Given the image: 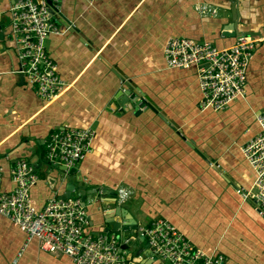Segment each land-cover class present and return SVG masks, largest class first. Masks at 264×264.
Masks as SVG:
<instances>
[{
	"label": "crops",
	"instance_id": "obj_1",
	"mask_svg": "<svg viewBox=\"0 0 264 264\" xmlns=\"http://www.w3.org/2000/svg\"><path fill=\"white\" fill-rule=\"evenodd\" d=\"M16 1L0 0L4 189L13 188L10 169L24 159L38 175L44 167L56 180L39 179L31 190L35 207L61 198L67 180L46 159L47 140L64 128L90 127L92 152L76 168L87 190L99 191L102 205H87V233H106L108 213L122 226H131V219L138 227L165 219L194 247L222 254L226 264H264V214L253 197L255 174L240 150L260 130L264 42L247 64L245 99L219 112L200 110L197 70L169 69L163 55L170 37L219 49L231 47L239 35L264 38V0H54L64 18L54 15L60 34L45 46L69 87L52 102L17 73L10 16ZM136 97L147 108L141 110ZM71 178L77 183L76 175ZM243 190L253 194L244 198ZM114 192L127 196L119 202ZM119 236L129 240L123 249L128 264H160L136 230H121ZM17 258L16 264H74L42 251L37 240L28 241L0 215V264Z\"/></svg>",
	"mask_w": 264,
	"mask_h": 264
},
{
	"label": "built area",
	"instance_id": "obj_2",
	"mask_svg": "<svg viewBox=\"0 0 264 264\" xmlns=\"http://www.w3.org/2000/svg\"><path fill=\"white\" fill-rule=\"evenodd\" d=\"M207 12L215 14L213 10ZM10 16L19 62L17 73L41 99L52 102L69 87L60 78L58 66L45 46L50 36L60 34L54 15L46 0H17ZM263 42L264 38L243 35L231 47L219 49L209 42L170 37L164 45L163 55L169 69L193 67L197 70L200 110L219 112L235 100L245 99L247 64L256 46ZM135 101L141 110L147 108L144 99L136 97ZM257 123L258 135L240 147L255 174L254 194L243 190L242 195L249 198L253 194L258 212L263 215L264 110L257 116ZM94 136L90 127L54 132L47 140L46 159L53 165L76 168L92 152ZM9 174L13 188L5 190V170L0 163V215L23 231L28 241L35 239L42 251L53 256H66L74 264H128L126 251L121 248L128 239L121 240L117 232L96 235L86 232L89 217L79 195L68 199L53 196L39 209L33 204L31 195L39 181L35 168L22 159L11 167ZM126 196V192L120 193L117 200L121 202ZM136 231L148 243L151 258L160 264H226L222 254L207 253L194 247L165 219L154 220ZM17 261L18 258L14 264Z\"/></svg>",
	"mask_w": 264,
	"mask_h": 264
},
{
	"label": "water",
	"instance_id": "obj_3",
	"mask_svg": "<svg viewBox=\"0 0 264 264\" xmlns=\"http://www.w3.org/2000/svg\"><path fill=\"white\" fill-rule=\"evenodd\" d=\"M37 1L40 2L41 0H37ZM234 2H236V0ZM46 4L48 5V7L50 9V12L53 15L57 14V17L64 18L63 15L55 7L53 0H46ZM233 20L234 21L237 20V12L236 11H234ZM0 36H1V34H0ZM240 36H243V35H239V37ZM134 102L136 103V101H134ZM52 166L56 170H59V172H62L63 174H65V180H67L66 192H65V195H63L61 197V199L71 198L73 193L77 192V194L81 197V200H82L84 206L87 207V205H91V207L101 208L100 206L102 205V202L100 201L99 191L96 188L95 189H91V190H87V188H86L87 187V182L85 181L83 176L80 173L77 172V168L68 169L65 166L56 165V164L52 165ZM41 170L42 171L39 173V179H41V180L47 179L50 183H56L55 178H51L49 176H46V168L43 167V168H41ZM72 175H76L77 176V183H74L72 181V178H71ZM52 186H53V184H52ZM111 195H113L114 197L117 198V193L116 192L111 193ZM90 200H91V202L89 203ZM110 204H113V203H110ZM115 209H116L115 215L116 214H120L121 208L119 206L115 205ZM124 212L126 213L128 211L126 209H124ZM112 215H113L112 213H108L107 216L104 218L105 223L109 225L106 228L105 232L112 231V232L119 233V231H121V230H124V231L125 230L126 231H128V230H132V231L137 230L138 223L136 222V220H134V219L130 220L131 226H127V225L122 226L121 223H117V222L114 221V217ZM128 216L131 217L130 214ZM141 239L143 240V238H141ZM146 246L148 247V243H146ZM121 248L122 249H127V246L122 245Z\"/></svg>",
	"mask_w": 264,
	"mask_h": 264
}]
</instances>
